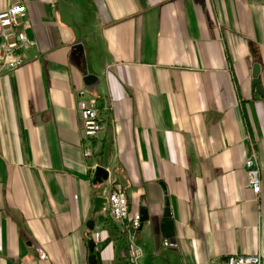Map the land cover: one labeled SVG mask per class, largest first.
<instances>
[{
	"label": "crops",
	"instance_id": "1",
	"mask_svg": "<svg viewBox=\"0 0 264 264\" xmlns=\"http://www.w3.org/2000/svg\"><path fill=\"white\" fill-rule=\"evenodd\" d=\"M13 5L30 27L24 63L0 69V264H90L96 232L97 264H133L109 207L94 216L116 187L130 216L148 211L138 264L264 254V98L252 89L259 64L264 90V0H0V13ZM82 98L105 119L90 157ZM167 203L172 238L160 228Z\"/></svg>",
	"mask_w": 264,
	"mask_h": 264
},
{
	"label": "built area",
	"instance_id": "2",
	"mask_svg": "<svg viewBox=\"0 0 264 264\" xmlns=\"http://www.w3.org/2000/svg\"><path fill=\"white\" fill-rule=\"evenodd\" d=\"M25 5H13L0 13V69H17L24 63L23 52L28 48L29 41L26 30L29 23L20 22L26 15ZM81 119V138L86 144V156H91L90 148L87 146L96 140L103 130L104 116L94 98H82L78 103ZM247 173L248 190L259 197L262 192L261 169L257 165L255 155L245 161ZM108 207L113 220L123 225L126 233L129 260L138 264L142 257V249L136 243V235L142 226V215L136 213L130 216V208L126 192L116 187L106 196ZM95 249L100 245V233L94 234ZM162 246L168 250L178 248V243L164 239ZM41 260H46V253L38 249ZM221 264H264V254L230 255Z\"/></svg>",
	"mask_w": 264,
	"mask_h": 264
},
{
	"label": "water",
	"instance_id": "3",
	"mask_svg": "<svg viewBox=\"0 0 264 264\" xmlns=\"http://www.w3.org/2000/svg\"><path fill=\"white\" fill-rule=\"evenodd\" d=\"M75 55H84V49L81 44L74 45L72 47ZM261 67L259 64H254L252 69V89L256 91L261 97L264 98V90L259 80ZM99 78L94 75H86L84 78V85L86 88L91 89L95 88L98 85ZM96 180L95 183L102 185L108 180V173L106 170L98 166L95 169ZM108 202L106 197H98L96 199V206L94 208V216L104 214L105 210L107 209ZM148 211L146 209L141 210L142 215V223L148 221ZM91 225V229L94 228V221L89 223ZM161 232L163 237L165 238H172L174 236V221L172 220V214L169 208V204L167 203L166 209L163 215V219L160 225ZM89 250L91 252V256L89 257L90 264H97V257L95 254V243L94 240L89 242Z\"/></svg>",
	"mask_w": 264,
	"mask_h": 264
}]
</instances>
